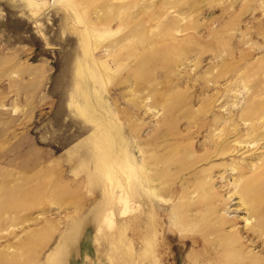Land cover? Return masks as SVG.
<instances>
[{"label": "rangeland", "instance_id": "374dc122", "mask_svg": "<svg viewBox=\"0 0 264 264\" xmlns=\"http://www.w3.org/2000/svg\"><path fill=\"white\" fill-rule=\"evenodd\" d=\"M85 96L157 189L99 170ZM263 111L264 0H0V264H264Z\"/></svg>", "mask_w": 264, "mask_h": 264}, {"label": "bare ground", "instance_id": "6f19581e", "mask_svg": "<svg viewBox=\"0 0 264 264\" xmlns=\"http://www.w3.org/2000/svg\"><path fill=\"white\" fill-rule=\"evenodd\" d=\"M91 36L92 33H90L89 31L85 33L84 39L87 44V48L88 47L92 48L94 45ZM81 69L82 66L80 65L79 72H81ZM83 92L86 93V89L84 88V86H83ZM90 103L91 102L89 101L88 97L85 96V103L83 105L77 104L76 109L79 110L81 115L85 116L87 119H89L91 122H93L96 125L95 137L97 138L96 140L98 147V151L96 153V161H97L96 163L99 170L111 181L113 187L115 185L120 187L125 186L124 182L121 181L118 172L125 174L126 183H131L132 178H137L139 177L141 172H145L147 176L145 180L147 181L152 180L153 181L152 187L154 189H157L158 183L156 180L158 177H156L157 175L153 173L156 172V169L155 171L152 172L151 170L152 168L151 166H149V164L141 165V162L137 163L134 162L133 160H130L128 158V154L124 155L123 153H121L120 151H122V144L119 139L120 138L119 126L117 125V123L112 122V120H108L106 122L102 121L100 119V116L94 118L90 117V115L88 114V111L91 108ZM257 108L258 106L256 105L250 108L248 114L252 117L255 116L257 114L256 113ZM236 135L238 136L239 134ZM257 141L258 139L255 138L253 139L240 138V140L238 139V144L242 145L243 143H246L250 145V144H255ZM249 145L247 146L249 147ZM251 148L252 147H250L249 149ZM242 161L243 159L240 161V164L238 165L237 168L234 165L233 166L235 168L232 166L234 169H238L237 171L238 173L235 170H233L238 174L237 178L236 177L233 178L234 184L236 186V191L234 192L235 194L237 193L238 197L240 198L241 205L243 206V208L246 209L248 213V216L246 217V221L252 219L250 223L246 222V226H249L251 230H256V231L258 230V227L259 228L262 227L261 229L263 232L264 230L263 229L264 228V153L259 154L258 158L255 161H253V159L245 163H243ZM18 206L16 205L17 208ZM6 264H15V263L10 262Z\"/></svg>", "mask_w": 264, "mask_h": 264}]
</instances>
